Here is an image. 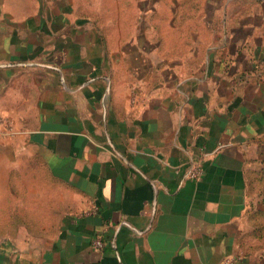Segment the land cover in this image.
Instances as JSON below:
<instances>
[{
	"label": "crops",
	"instance_id": "0c3cea01",
	"mask_svg": "<svg viewBox=\"0 0 264 264\" xmlns=\"http://www.w3.org/2000/svg\"><path fill=\"white\" fill-rule=\"evenodd\" d=\"M209 5L0 0V264H264V1Z\"/></svg>",
	"mask_w": 264,
	"mask_h": 264
},
{
	"label": "rangeland",
	"instance_id": "374dc122",
	"mask_svg": "<svg viewBox=\"0 0 264 264\" xmlns=\"http://www.w3.org/2000/svg\"><path fill=\"white\" fill-rule=\"evenodd\" d=\"M252 1L254 4L258 2V0ZM217 3L218 0H210V5L207 7V11L211 12ZM17 177L20 178L19 175ZM252 191L255 208L252 210L254 211V215L252 216V219H250L254 230L253 233H251L252 235L249 236L248 245L251 247L253 253L261 254L264 257V170L259 173V176L254 178ZM32 225L35 226V224ZM4 228L5 227L2 226L1 229L3 230ZM0 237L3 238L4 235L2 234Z\"/></svg>",
	"mask_w": 264,
	"mask_h": 264
},
{
	"label": "built area",
	"instance_id": "2783aa9c",
	"mask_svg": "<svg viewBox=\"0 0 264 264\" xmlns=\"http://www.w3.org/2000/svg\"><path fill=\"white\" fill-rule=\"evenodd\" d=\"M6 131L8 133H11V125L9 123H6ZM206 156V151L204 149H201L200 155L198 158L194 161H192L187 169V177L188 179L194 180V181H200L204 175V160ZM94 248L98 250H103L105 247V243L102 239L97 238L93 242ZM223 264H236L235 258H228L226 259Z\"/></svg>",
	"mask_w": 264,
	"mask_h": 264
},
{
	"label": "trees",
	"instance_id": "16d2710c",
	"mask_svg": "<svg viewBox=\"0 0 264 264\" xmlns=\"http://www.w3.org/2000/svg\"><path fill=\"white\" fill-rule=\"evenodd\" d=\"M260 1H262V2H263L264 0H258V2H260ZM262 2H260V3H262Z\"/></svg>",
	"mask_w": 264,
	"mask_h": 264
}]
</instances>
